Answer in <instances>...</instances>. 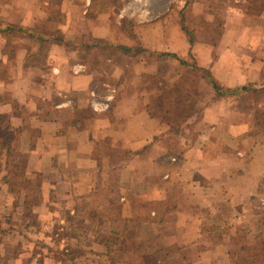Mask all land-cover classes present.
Listing matches in <instances>:
<instances>
[{
	"label": "rangeland",
	"instance_id": "1",
	"mask_svg": "<svg viewBox=\"0 0 264 264\" xmlns=\"http://www.w3.org/2000/svg\"><path fill=\"white\" fill-rule=\"evenodd\" d=\"M222 1L225 0L185 9L181 23L193 41L204 39L217 43L215 34L223 26V9L231 7V4L223 5ZM108 2L115 4V13L111 14L113 23L119 20L120 28L135 34L132 36L134 50L115 49L114 43L89 37H79L69 47L76 48L74 55L81 63H87L81 67V72L93 77L86 96H97L94 98L100 102L105 96H115L112 105L99 112L87 97H84L85 103L71 97L70 107L64 111H54L47 103L43 104L41 116L34 117L32 108L14 102L11 104L13 113L21 117L4 114L0 123V264H13L10 260L20 253L25 260L36 255L40 261L36 260L35 264H43L42 259L47 256L50 263L56 264H202L199 259L193 260L195 255L212 250L216 245L179 246L176 243L177 223L192 215L187 208L193 201L203 202L195 206L203 211V231L209 241L230 234L235 242L231 246L234 256L229 264H264V228H260L264 209L262 217L257 219L258 225L255 216L237 220L232 218V213H227L229 207L223 200L208 196L206 189L204 197L199 198L191 187L184 188L177 179L172 180L165 197L154 196L151 189L159 176L157 163L166 162H156L163 151L156 147L135 153L129 146L131 138L141 135L136 133L135 137L131 133V113L140 109L139 104L148 103L156 119L164 120L162 126L169 129L165 137L166 150L178 156L177 143L187 137L191 129L205 126L204 111L216 103L219 96H238V102L233 103L235 106L249 105L262 112L258 102L264 97V86L255 83L233 88L223 86L228 92L221 95L212 83L211 71L199 66L193 54L179 56L181 62L170 55L174 53L145 50L141 40L144 25L148 23L144 8L150 7L153 13H165L169 24L175 23L179 16L178 6H162L159 0H131V21L124 22L125 17L119 19L117 13L125 1ZM51 17L56 21L61 18L56 0H51L39 23L45 32L54 33L57 24L52 21L49 28L43 21ZM242 27L264 28V22L248 20ZM90 44L97 45L88 49L86 46ZM244 86L248 89L243 90ZM236 90L238 93L231 92ZM132 96L146 100H131ZM20 119L26 127L43 120L51 125L45 141H39L40 155H36L40 158L55 154L53 150L43 152L44 147L55 145L49 133L53 126L49 123L53 120L61 123L60 136L64 144L68 143V151L57 156L58 161L46 163L44 169L54 170V173L60 169L72 178L76 194L70 200L63 195L54 197L53 193V197L43 196L49 182L43 180L44 172L37 169V160L33 163L35 159L31 160L26 150L30 139L36 141L39 134L35 127H18ZM257 119L264 124V112L259 113ZM134 123L139 127L146 125L143 119ZM8 124L10 128L6 133ZM158 139L157 136L155 141ZM1 156L5 158L1 160ZM162 167L165 170V164ZM260 202L256 201L264 207V202L262 205ZM229 223L233 225L229 227ZM215 262L211 260L208 264Z\"/></svg>",
	"mask_w": 264,
	"mask_h": 264
},
{
	"label": "crops",
	"instance_id": "2",
	"mask_svg": "<svg viewBox=\"0 0 264 264\" xmlns=\"http://www.w3.org/2000/svg\"><path fill=\"white\" fill-rule=\"evenodd\" d=\"M56 1L61 18L56 21L51 17L43 21L49 28L52 21L54 25L57 24L55 31L60 37L59 41L53 39L54 33L45 32L44 27L40 28L39 25L43 14L51 5V0H0V96L3 98L0 105L1 114L20 118L21 114L13 113L11 104L14 102L32 108L34 117H39L43 104H51L54 111H64L70 107L69 102L73 99L79 98L78 101L82 103H85L84 97L90 101L97 100L94 98L97 96H86L93 83V77L89 73L81 72V67L87 66V63H81L74 55L76 48L69 47L75 39H102L114 43L115 49L134 47L132 36L135 34L120 28L119 20L118 24L112 21L111 14L115 13V4L108 0ZM120 1L125 3L117 13L118 17H125L124 22H130L131 0ZM159 3L162 6H178L179 16L175 18V23L168 24L169 16H165V13H153L150 7L144 8L143 13L148 23L144 25L141 40L145 50L171 52L178 57L193 54L199 66L208 68L221 86L233 88L249 83L264 86V28L242 27L248 20L255 23L264 22V0L222 1L223 5L231 4V7L223 9V26L216 32L218 39L214 44L204 39L191 41L181 20L186 8L217 4L218 0H159ZM35 36L49 42L48 48L39 53V58L37 53L40 44ZM41 58L43 63L41 60L36 61ZM68 94L74 96H66ZM114 98L115 96H105L102 102H107L110 106ZM237 99L238 96H219L216 103L209 105L204 111L205 126L194 131L191 129L190 134L181 138L183 140L175 146L178 156L168 154L166 150L168 148L165 137L169 129L163 127L164 120L156 119L148 103L139 104L140 109L131 113V133L141 135L131 138V151L139 153L157 147L163 152L159 154L156 162L166 161L157 163L160 167L159 176L151 189L154 193L150 192V195L152 193L160 198L165 197L172 180L177 179V183L183 184L184 188L191 187L199 198L204 197V192L207 191L208 196L223 200L229 207L227 213H232V218L238 220L255 216L258 225L257 219L262 217L264 209L256 203L261 200L262 205L264 202V124L259 123L257 116L264 112V97L258 102L262 112L249 105L243 108L235 106L233 103H237ZM131 100L146 99L132 96ZM106 109L96 111L103 112ZM137 119L145 120L146 125L139 127L134 123ZM18 121V127L37 128V140L30 139L26 150L31 155V160L35 159L32 160L33 163L37 160V169L44 172L43 180L49 182L43 196L53 193L54 197L63 195L67 196L65 199L70 200L73 194H76L72 178L63 174L60 169L55 170L56 174L54 170L51 172L50 169H44L46 163L49 165L53 160L58 161L57 156L60 157L68 151V143L64 144L60 136L63 131L61 123H56L55 120L49 123L53 126L49 133L55 145L44 147L43 152L53 150L55 154L50 155V158L45 155L40 158L36 155H40L39 141H45L48 127L51 125L43 120L35 126L31 124L26 127L21 124L23 120ZM157 136L159 139L155 141ZM164 164L165 170L162 167ZM46 200L47 198L43 202ZM201 203L203 202L193 201L187 208L192 211V215L177 223L176 243L179 246H195L200 243L216 245L212 250L199 252L193 260L199 259L204 262L202 264H208L211 260L216 261L214 264H229L234 256L231 246L235 242L230 234H223L215 241H209L204 234L203 211L195 206ZM261 221L260 228H264V221ZM231 225L233 224H228L229 227ZM20 254L10 262L35 264L36 260L40 261L36 255H31L30 259L25 260ZM45 259L47 261L45 257L42 259L44 264Z\"/></svg>",
	"mask_w": 264,
	"mask_h": 264
},
{
	"label": "trees",
	"instance_id": "3",
	"mask_svg": "<svg viewBox=\"0 0 264 264\" xmlns=\"http://www.w3.org/2000/svg\"><path fill=\"white\" fill-rule=\"evenodd\" d=\"M185 30H186V28H185ZM54 34H56V32H54ZM53 34V35H54ZM59 35H54V37L55 38H53V39H55L56 41H59L60 40V37H58ZM36 37V36H35ZM37 38V42L40 44V49H39V51H38V58H39V53L40 52H44L45 51V49H47L48 48V46H49V42L48 41H46L44 38H42V37H36ZM190 39H191V41L193 40V37H190ZM100 42V40H97V43H99ZM110 44V43H109ZM97 44H90V45H87L86 47L88 48V49H92L93 47H95ZM109 46H111V45H109ZM112 47H113V45H112ZM125 51H127V52H130V51H133L134 50V47H131V49H128V48H123ZM36 54V55H37ZM165 55H166V53H164ZM163 54V55H164ZM170 55H172V56H174L175 58H177V59H180L181 60V62L183 61L181 58H179L178 56H176V54H170ZM37 58V56H36V59H38ZM41 60V62L43 63L44 62V60H43V58H41V59H39V60H36V61H40ZM45 69V71H46V68H44ZM210 73V76H211V80H212V83H213V85L215 86V89L217 90V91H219L220 92V94L221 95H224V94H226L228 91H226L225 89H223L222 87L223 86H221L216 80H215V78L213 77V75L211 74V72H209ZM243 90H246V89H248V87L247 86H244L243 88H242ZM238 91L239 90H236V91H231V92H233V93H238ZM2 102H3V98L0 96V105L2 104ZM5 115L4 114H1L0 113V123H1V121H2V119H3V117H4ZM9 124H8V126H7V128L5 129V132L7 133V131L9 130ZM4 130V129H3ZM7 142V141H6ZM5 142V143H6ZM9 144V143H8ZM8 146V145H7ZM4 147H6V146H3V148ZM9 147V146H8ZM5 158V156H1V160H3ZM40 175H41V173H40ZM74 209V208H73ZM75 210V209H74ZM69 213H71V209H69ZM69 251V250H68ZM69 253V252H68ZM48 262H50V259L48 260V256H47V261L45 260V264H47ZM44 264V263H43Z\"/></svg>",
	"mask_w": 264,
	"mask_h": 264
},
{
	"label": "built area",
	"instance_id": "4",
	"mask_svg": "<svg viewBox=\"0 0 264 264\" xmlns=\"http://www.w3.org/2000/svg\"><path fill=\"white\" fill-rule=\"evenodd\" d=\"M92 104L95 110H104L109 106L107 102H100L98 100H94Z\"/></svg>",
	"mask_w": 264,
	"mask_h": 264
}]
</instances>
